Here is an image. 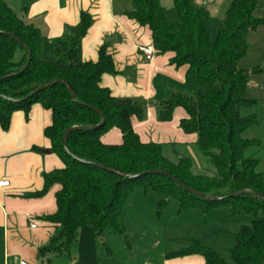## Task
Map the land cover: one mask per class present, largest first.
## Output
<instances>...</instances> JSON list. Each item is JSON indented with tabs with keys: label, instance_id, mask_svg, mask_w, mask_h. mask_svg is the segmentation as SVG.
<instances>
[{
	"label": "trees",
	"instance_id": "obj_1",
	"mask_svg": "<svg viewBox=\"0 0 264 264\" xmlns=\"http://www.w3.org/2000/svg\"><path fill=\"white\" fill-rule=\"evenodd\" d=\"M131 2L126 15L149 27L156 52L172 53L171 62L177 66L187 65L188 74H194L198 85L205 87L199 90L196 99L172 95L164 102L160 118L171 120L174 109L184 107L190 117L182 120L181 127L198 134L195 147L216 168L217 174L195 173L193 159L188 154H176L168 145L140 140L133 129L132 118L143 119L144 107L131 98L115 97L110 89L100 85L104 74L118 72L108 45L100 47L96 61L81 59V42L92 22L89 14H81L72 33L51 51L52 59L46 60L41 56L40 29L26 23L6 0H0V78L20 72L28 60L24 47L31 51L29 66L0 82V125L3 130H9L13 113L23 110L28 117L36 103L50 110L52 123L44 134L52 152L63 164L44 174L41 191L25 194L41 197L53 185L61 186L56 193V212L43 217L53 227L52 236L38 254L46 257L69 253L77 243L79 229L84 226H92L99 238L107 233L124 234L121 217L134 188L143 186L175 197L182 209L206 210L227 205L231 215L240 211L254 215L251 224L241 226L235 234L236 244L230 250L232 263L198 240L172 256L199 254L205 264H261L264 200L252 192L225 198L243 189H253L264 196V173L257 170L259 160L248 154L262 142L259 138L244 136L249 128L259 124L258 115L242 114L243 109L253 108L258 101L244 97L249 73L236 67V62L246 56L248 34L264 26V17L255 16L258 0H231L213 41L210 13L195 0H173L179 18L175 22L169 20L161 0ZM55 79L65 80L76 98L67 84L60 82L21 102L10 100L24 99L39 86ZM217 83L218 88L214 87ZM88 105L99 109L105 122L95 129L69 133L70 155L63 144L65 131L70 127L101 123L99 113ZM114 127L121 131L122 143H103L102 135ZM98 165L132 177L119 176ZM154 170L166 173H147ZM168 174L188 187L222 199L208 201L198 197L180 187Z\"/></svg>",
	"mask_w": 264,
	"mask_h": 264
},
{
	"label": "crops",
	"instance_id": "obj_2",
	"mask_svg": "<svg viewBox=\"0 0 264 264\" xmlns=\"http://www.w3.org/2000/svg\"><path fill=\"white\" fill-rule=\"evenodd\" d=\"M6 1L26 23L40 29L41 56L46 60L52 59L51 51L72 33L80 22L81 14H89L92 22L81 42V59L96 61L100 47L108 45V52L112 55L118 72L104 74L100 85L110 89L113 96L131 98L144 107L143 119L137 116L132 118L133 129L140 140L144 143L168 145L176 154L191 153L190 149L198 141V134L186 132L181 127L182 120L190 117L187 110L182 106L176 107L171 120L167 121L161 120L160 111L164 102L174 94L196 99L199 92L197 78L194 74H188L187 65L173 64L172 53L156 52L152 60H146L141 47L153 46L152 32L149 27L140 25L126 15V11L132 7L131 0ZM161 2L165 7L163 0ZM165 9L172 21L174 18H170L168 9ZM255 16L259 17L257 11ZM51 123V111L36 103L31 107L28 117L23 110L15 111L9 130H3L0 125V182L9 181L7 186L0 185V264H18L19 261L47 264V259H50V264H101L97 245L99 237L92 226L79 229L75 247L66 253V262H61L63 255L53 262L55 255L40 257L38 254L39 249L52 236L53 227L43 217L56 212V193L61 186L53 185L41 197H26L25 194L41 191L44 174L63 166L59 157L52 152L51 143L44 134ZM122 137L121 131L114 127L102 135L101 141L117 145L122 143ZM200 220L199 224L190 225L194 228L192 231L184 227H181L184 230L177 231L182 238L187 235L189 242H183L186 246L175 247L170 252L165 248L162 264H205L204 257L199 254L172 256L189 247L193 240L200 241L222 256L221 250L215 246V241H219L218 236L222 234L233 241H228V254L222 256L232 263L230 250L236 244L235 235L230 237L225 234L224 228L209 222L207 217ZM33 223L36 227H32ZM180 226L182 225L178 228ZM240 227L241 225L233 226V233L238 232ZM167 234H171L169 229L167 232L164 230V235ZM107 236H111V233L105 234L101 240Z\"/></svg>",
	"mask_w": 264,
	"mask_h": 264
},
{
	"label": "rangeland",
	"instance_id": "obj_3",
	"mask_svg": "<svg viewBox=\"0 0 264 264\" xmlns=\"http://www.w3.org/2000/svg\"><path fill=\"white\" fill-rule=\"evenodd\" d=\"M230 1L195 0L196 4L206 6L210 13L212 27L211 41L216 37L217 30L222 24ZM163 4L168 9L170 18H174L172 21H178L179 18L173 0H163ZM257 13L259 17H264V0H258ZM247 45L249 48L246 56L236 62V67L250 74L244 97L257 100L258 105L247 109V111L243 109L242 114H257L259 124L249 128L244 136L249 138L255 137L261 140L262 145L250 149L248 154L259 160L257 170L264 173V26H260L248 34ZM214 87L218 88L219 84L217 83ZM203 89L205 87L199 86L198 91ZM190 150L191 153L186 154L193 159L195 173L209 176L217 174L216 168L197 151L195 146ZM205 217L209 219V222L217 223L221 228H224L223 232L230 237H234L237 232L233 233V226L248 225L254 220V215L245 211L231 215L227 205L217 206L208 210L190 207L182 209L175 197L151 188L145 189L143 186H136L131 193L120 220L125 232L124 235L111 233V236H107L103 241L101 237L97 240L100 263L162 264L164 256L162 253L165 248L168 249L167 252H170L175 247L186 246L183 245V242L188 240L187 235L182 238L177 233L189 228L192 231L194 228H191L190 225L199 224L200 219ZM179 225L182 226L178 228ZM181 227H184V229ZM168 229L171 231V234L165 236L164 230L167 232ZM218 239L219 241H215V246L221 250L220 254L225 256L228 254L230 247L228 241L231 238L229 239L226 235L222 234L218 236ZM234 240L236 241V238ZM156 242L158 243L155 244ZM230 242L233 241L230 240ZM61 255H63L61 262H66L68 254L65 253L64 255L63 253ZM61 255H55L53 262L56 261L55 258Z\"/></svg>",
	"mask_w": 264,
	"mask_h": 264
},
{
	"label": "water",
	"instance_id": "obj_4",
	"mask_svg": "<svg viewBox=\"0 0 264 264\" xmlns=\"http://www.w3.org/2000/svg\"><path fill=\"white\" fill-rule=\"evenodd\" d=\"M11 36H12L14 39H16L20 44H22V42H21L17 37H15V36H13V35H11ZM24 48H25V49L27 50V52H28V60H27V62H26V64H25L24 68H23L20 72H23V71L29 66L30 61H31V51H30L28 48H26V47H24ZM20 72H18V73H11V74H8V75L3 76L2 78H0V82H1L3 79H5V78H8V77L14 76V75H16V74H19ZM60 82H63V83H66V84H67L69 90H70L71 93H72L73 98L75 99V98H76V94H75L74 90L71 88V86H70L65 80H63V79H55V80H52V81H50V82H47V83H45V84L39 86V87L36 88L32 93H30L27 97H25L24 99H20V100L10 99V100H13L14 102H21V101H23V100H25V99H28V98L34 96L35 94H37V93L40 92L41 90H43V89L49 87L50 85L55 84V83H60ZM88 106H89L90 108H92L93 110H95L96 112L99 113V115L101 116V123H100L99 125H83V126L70 127V128H68V129L65 131V133H64V137H63V144H64V147H65L66 151H67L70 155H71V153L69 152V150H68V148H67V139H68V135H69V133L74 132V131H81V130H87V129H95V128H98L100 125H102V124L105 122L104 115H103V113H102L99 109H97V108H95V107H93V106H91V105H88ZM46 152H47V151H46ZM48 152H50V150H48ZM98 166H100V167H102V168H104V169H106V170H108V171H110V172H113V173H115V174H117V175H119V176H123V177H132V176H130V175H127V174L121 173V172H119V171H117V170H114V169H112V168L105 167V166H103V165H98ZM147 173H166V172L163 171V170H154V171H149V172H147ZM142 174L144 175V174H146V173H142ZM142 174H141V175H142ZM137 176H140V175H137ZM168 176H169V177H170L175 183H177L180 187H182V188L185 189L186 191H188V192H190V193H192V194H194V195H196V196H198V197L204 198V199H206V200H208V201H215V200H221V199H222V198H217V197H213V196L207 195V194L202 193V192H200V191H198V190H196V189H194V188L188 187L187 185L181 183L178 179H176V178H175L174 176H172V175H169V174H168ZM246 192H252V193H254L256 196H258V197H260L261 199L264 200V196L261 195V194H259L258 192H256V191L253 190V189H243V190H240V191L234 192V193H232V194L226 196L225 198L230 197V196H237V195H240V194H244V193H246ZM261 264H264V257H263V260H262V263H261Z\"/></svg>",
	"mask_w": 264,
	"mask_h": 264
},
{
	"label": "built area",
	"instance_id": "obj_5",
	"mask_svg": "<svg viewBox=\"0 0 264 264\" xmlns=\"http://www.w3.org/2000/svg\"><path fill=\"white\" fill-rule=\"evenodd\" d=\"M141 52L146 58V60H152L154 55L156 54V50L152 45L143 46L141 47ZM1 186H7L9 185V181H2L0 182ZM32 227H36V224H32ZM18 264H28L25 261H19Z\"/></svg>",
	"mask_w": 264,
	"mask_h": 264
}]
</instances>
